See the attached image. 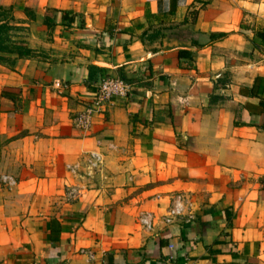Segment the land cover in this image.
Segmentation results:
<instances>
[{
  "label": "crops",
  "instance_id": "crops-1",
  "mask_svg": "<svg viewBox=\"0 0 264 264\" xmlns=\"http://www.w3.org/2000/svg\"><path fill=\"white\" fill-rule=\"evenodd\" d=\"M0 10V264H264V0ZM106 76L130 93L78 126Z\"/></svg>",
  "mask_w": 264,
  "mask_h": 264
},
{
  "label": "built area",
  "instance_id": "built-area-1",
  "mask_svg": "<svg viewBox=\"0 0 264 264\" xmlns=\"http://www.w3.org/2000/svg\"><path fill=\"white\" fill-rule=\"evenodd\" d=\"M61 86L60 82H57ZM132 84L126 79L119 76H106L98 84L97 92L94 99L89 105L75 116V122L82 128H89L95 121V116L105 110L117 97H124L130 93ZM7 180V178H5ZM188 216V220L192 221L195 214L188 212V206L182 195H175L172 203L165 214L164 220L166 224L174 222L180 216ZM138 223L147 230H153L155 222V214L151 211L141 212L138 216Z\"/></svg>",
  "mask_w": 264,
  "mask_h": 264
},
{
  "label": "trees",
  "instance_id": "trees-1",
  "mask_svg": "<svg viewBox=\"0 0 264 264\" xmlns=\"http://www.w3.org/2000/svg\"><path fill=\"white\" fill-rule=\"evenodd\" d=\"M2 11L0 10V13ZM11 28V25L9 24V22H1L0 20V51L4 50L7 47V37H6V32ZM27 52H30L31 50L28 49L26 50ZM186 53H189L190 55H192L193 51L192 50H186ZM181 54H183V51H180V56Z\"/></svg>",
  "mask_w": 264,
  "mask_h": 264
},
{
  "label": "water",
  "instance_id": "water-1",
  "mask_svg": "<svg viewBox=\"0 0 264 264\" xmlns=\"http://www.w3.org/2000/svg\"><path fill=\"white\" fill-rule=\"evenodd\" d=\"M94 63L97 64V65H100V66H106V67L110 66L108 63L102 62V61H95Z\"/></svg>",
  "mask_w": 264,
  "mask_h": 264
}]
</instances>
